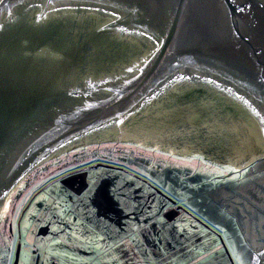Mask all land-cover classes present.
I'll list each match as a JSON object with an SVG mask.
<instances>
[{
  "label": "water",
  "instance_id": "1",
  "mask_svg": "<svg viewBox=\"0 0 264 264\" xmlns=\"http://www.w3.org/2000/svg\"><path fill=\"white\" fill-rule=\"evenodd\" d=\"M55 4L105 15L94 35L110 43L65 35L112 71L70 79L30 61L18 25ZM108 140L230 170L262 158L264 0H0V208L41 163ZM250 249L264 264V243Z\"/></svg>",
  "mask_w": 264,
  "mask_h": 264
},
{
  "label": "rangeland",
  "instance_id": "2",
  "mask_svg": "<svg viewBox=\"0 0 264 264\" xmlns=\"http://www.w3.org/2000/svg\"><path fill=\"white\" fill-rule=\"evenodd\" d=\"M125 159L138 163L148 161L147 170L155 175L168 174L173 184L168 180L165 185L162 176L152 177L126 166L133 170H129L131 173L152 180L157 190L166 194H172L189 180L201 183L200 190L215 192L173 193L192 215L180 212L172 221L156 217L151 220L155 224L151 225L119 226L116 217L110 220L111 212L108 211L103 217L108 223L96 226L93 223L100 209L94 200L99 202L101 197L94 193L102 186L103 193L116 199L121 211L126 209L120 204L121 196L115 193H123L128 201L137 202L141 208L147 202L143 212L154 205L159 209L164 199L150 196L149 188L116 168L98 166L89 170L92 183L86 189L88 194L80 197L79 206L77 197L73 199L75 203L72 202L69 196L64 197L65 193H59L66 190L61 184L52 183L72 164L104 160L119 164ZM263 168V161H255L230 176L213 181V175H224L230 169L198 157L175 156L124 141H100L74 147L35 167L10 194L8 210L0 213V264H14L17 247L16 264H248L252 258L250 247L259 250L263 246L253 239L254 230L251 227L245 230V235L251 238L248 245L243 243L237 229L224 230L213 220L228 225V213L244 220L249 212L255 216V209L252 210L246 199L258 201L264 209ZM201 180H210V184H202ZM24 181H27L26 186H23ZM127 190L142 193H128ZM203 208L211 212L212 218ZM223 208L228 212L225 215ZM145 218L140 216L143 221ZM159 221L162 224H156ZM258 221L261 228L263 220ZM260 231L264 237V230Z\"/></svg>",
  "mask_w": 264,
  "mask_h": 264
},
{
  "label": "flooded vegetation",
  "instance_id": "3",
  "mask_svg": "<svg viewBox=\"0 0 264 264\" xmlns=\"http://www.w3.org/2000/svg\"><path fill=\"white\" fill-rule=\"evenodd\" d=\"M257 161H263V166H264V156L262 158L258 159ZM110 162L111 161L108 162L107 160H104V162L103 161H96V162H92V163L86 162L85 164L83 163V164H79V165L72 164V165H70V168L66 172H63V173L59 174L58 177L54 178L52 183L56 181L59 184H61V186L64 187L66 190L62 191V192H59V191L58 192L59 193H65L64 197L69 196V198H70V200H72V202H74V200H73L74 197H77L79 199L77 201L78 206H79L82 203V200L80 199V197L83 194H88V193H86V192H88L86 189L92 183L91 178L88 176L89 170H91L92 168L98 167V166L116 168V169H120V170L125 171L130 176L135 177L141 183V185H144L145 187L150 189V196L157 195V197L163 198L164 202L161 203V205H159V209L158 208L156 209V207L154 205V206H149L150 210L143 212L145 206L148 205L147 202H145V204L143 205V208H141L140 205L137 204V202L134 203L132 201H128L126 199L127 197L125 198L123 193H115L116 195L119 194L121 196V197H119V198H121L120 204H123L125 206L126 211H121L122 207L119 206L116 199H113L109 195V193H103L104 190H103V186H102V187H100L101 190H99L97 193H94L97 195V197H101L99 202L96 199L94 200L95 206L100 209V211L97 212L98 219L95 221V223H93V225H96V226H97V224L99 226H101V225L108 223L107 221H104V219H103V217L105 216L104 213H108V211L111 212L110 220L113 221L114 218L116 217V219H117L116 222L119 226L137 225L136 227H141V226H145V225H151V224H155V222L152 223L151 220L153 221V219H156V217H157V219L158 218H161V219L164 218L167 222H168V219L170 221H172V219H174L178 214H180V212H185L188 215L191 214V212L184 205L179 203L174 198V196L172 195L173 193H175V192H178V193H211V192H215L214 190H211V189L205 190V191L200 190L198 188H199L201 183L189 180L186 182L185 186L181 185V186H179L180 189L172 191L173 192L172 194L171 193L166 194L162 190H157L156 185L154 184V182L152 180H150L146 177H143V176H138V174L131 173L129 170H131V171H133V170L126 168V166H129V167L139 169L142 172H144L147 175L152 176V177L159 176V178H160L162 176V178H163L162 183L163 184L167 185L168 180L171 184H173V182H172L173 179L172 178L168 179V174L161 173V174L155 175L150 170H147V166H149L150 162L148 163V161H142V162L138 163L135 160L131 161L129 159H125V162L119 163V164L118 163H116V164L110 163ZM252 163H254V162H252ZM250 165H252V164H250ZM250 165H248V166H250ZM262 170H264V168ZM234 172H238V170H231V171L229 170L224 175H213L211 177V180H213V181H215L217 179L220 180V178L225 177V176H230ZM201 182H202V184L207 183V182H209V184H210V180H207V182H206V180H201ZM23 184H24L23 186H26L27 181H24ZM127 191H128V193H134V194L142 193V192H139V190L136 191V193L134 191H130V190H127ZM127 191L125 193H127ZM224 192L230 193V191H224ZM260 193H262V190ZM123 198H124V200H123ZM135 198H138V197H135ZM257 202H254L252 199H249V200L246 199V203H249L252 210L255 209V211H256L255 216L252 215L253 212L252 213L249 212L246 215V220H244L238 216H234L233 214L228 213L227 210L223 208L224 210H223L222 214L225 215V213H228L229 224L227 225V223H225L224 221L222 222V221H217V220H213V221H215L213 223L216 224L218 222L219 224H221L223 226L224 230H228L231 232H233L232 229L233 230L237 229V231L241 234L240 238L242 237L241 239H242L243 243L248 244V245H250V243H251L250 242L251 238H248L245 235V230H247V227H251L255 232L253 239L256 242L261 243L263 245L264 237L262 236L260 230L261 229L264 230V209L261 208L258 205L259 202L258 203ZM8 206H9V197H8ZM8 206H7L6 211L8 210ZM78 208H80V207H78ZM106 209H108V210H106ZM203 209L206 210V208H203ZM205 212L210 213L209 215L212 218L213 215H211V212H209L207 210ZM150 214H152V216ZM140 216L141 217L145 216L146 220H144V221L141 220ZM123 219H127V220H123ZM134 219L136 220V222H134ZM259 219L263 220L261 228L258 227V225L260 224L258 221ZM130 220H133V221H130ZM88 224H89V226L92 225V223H88ZM156 224H162V222L159 221V223H156ZM201 224H203V223H201ZM206 226H208V225L206 224ZM208 229H210L209 226H208ZM235 236H236V234H235Z\"/></svg>",
  "mask_w": 264,
  "mask_h": 264
},
{
  "label": "bare ground",
  "instance_id": "4",
  "mask_svg": "<svg viewBox=\"0 0 264 264\" xmlns=\"http://www.w3.org/2000/svg\"><path fill=\"white\" fill-rule=\"evenodd\" d=\"M65 7L59 4H55L54 7L49 6L41 14L42 17L40 16L39 22L32 23L27 19L22 23L23 25H18V28H21V30L16 32L19 37L16 40L18 45L28 48L26 52L29 53L28 57H30L31 62L35 64L38 62L53 72H57V70L64 72L70 79L72 75L76 74L78 69L86 65L88 68H95L101 72L102 70L103 72L112 71L115 67L87 61L65 35V33L89 30L98 46L102 47L110 43L111 30L110 32L101 33V35H94L93 27L96 24H100L101 18L105 15L94 11L78 13L70 10L71 7L63 9ZM7 206L8 198L0 208V213L5 212Z\"/></svg>",
  "mask_w": 264,
  "mask_h": 264
}]
</instances>
